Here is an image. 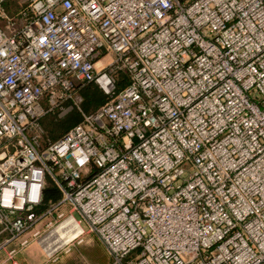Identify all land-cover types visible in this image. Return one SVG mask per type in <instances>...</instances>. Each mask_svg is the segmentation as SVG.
I'll use <instances>...</instances> for the list:
<instances>
[{
  "label": "built area",
  "instance_id": "built-area-1",
  "mask_svg": "<svg viewBox=\"0 0 264 264\" xmlns=\"http://www.w3.org/2000/svg\"><path fill=\"white\" fill-rule=\"evenodd\" d=\"M7 1L0 253L20 264L44 222L50 255L85 224L107 264H264V0ZM89 82L108 96L93 113ZM70 101L81 122L43 144ZM49 183L61 199L38 211Z\"/></svg>",
  "mask_w": 264,
  "mask_h": 264
},
{
  "label": "rangeland",
  "instance_id": "rangeland-1",
  "mask_svg": "<svg viewBox=\"0 0 264 264\" xmlns=\"http://www.w3.org/2000/svg\"><path fill=\"white\" fill-rule=\"evenodd\" d=\"M19 1L23 5L26 2L25 0H11L14 11L20 8ZM111 59L112 55H107V58L100 65ZM78 95L80 96L79 92ZM73 103V101L66 102L64 104L66 111L64 112L60 107L55 108L53 111H56L59 118L65 117L74 110V108L67 109ZM42 125L44 128L45 124ZM76 217L80 218L78 214H76ZM39 228L42 231L41 235L31 238L29 245L17 255L16 259L20 264H107L110 261V255L105 244L97 234L89 233L85 224L83 225L85 232L69 246L71 248L69 252H66L65 249H58L51 255L50 252L54 250L56 245L60 244L58 241L59 235L55 230L47 229L44 222L39 224ZM80 239L82 241L78 242ZM0 264H13V261L8 259L6 252L0 253Z\"/></svg>",
  "mask_w": 264,
  "mask_h": 264
},
{
  "label": "trees",
  "instance_id": "trees-1",
  "mask_svg": "<svg viewBox=\"0 0 264 264\" xmlns=\"http://www.w3.org/2000/svg\"><path fill=\"white\" fill-rule=\"evenodd\" d=\"M11 0L7 1L6 9L14 14L16 10L12 9ZM117 89H123L130 83V77L126 70L118 71L115 75ZM79 93L82 98L81 108L84 112L93 113L102 104H104L108 96L95 82H89L79 88ZM82 120L81 111L76 107L65 117H58L56 111L46 113L42 118L44 132L41 142L45 144L48 140L54 141L62 137L70 128L78 124ZM61 199L60 190L52 183L48 184L43 192L42 204L38 207V211H43L50 203L58 202Z\"/></svg>",
  "mask_w": 264,
  "mask_h": 264
},
{
  "label": "bare ground",
  "instance_id": "bare-ground-1",
  "mask_svg": "<svg viewBox=\"0 0 264 264\" xmlns=\"http://www.w3.org/2000/svg\"><path fill=\"white\" fill-rule=\"evenodd\" d=\"M82 233V227L78 225H74L73 231L70 235V237H77ZM48 247V246H47Z\"/></svg>",
  "mask_w": 264,
  "mask_h": 264
}]
</instances>
